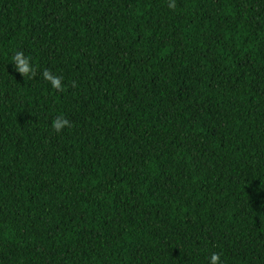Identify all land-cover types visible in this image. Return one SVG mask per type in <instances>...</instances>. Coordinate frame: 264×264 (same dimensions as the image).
<instances>
[{
	"label": "trees",
	"instance_id": "obj_1",
	"mask_svg": "<svg viewBox=\"0 0 264 264\" xmlns=\"http://www.w3.org/2000/svg\"><path fill=\"white\" fill-rule=\"evenodd\" d=\"M168 3L0 0V264H264V0Z\"/></svg>",
	"mask_w": 264,
	"mask_h": 264
},
{
	"label": "clouds",
	"instance_id": "obj_2",
	"mask_svg": "<svg viewBox=\"0 0 264 264\" xmlns=\"http://www.w3.org/2000/svg\"><path fill=\"white\" fill-rule=\"evenodd\" d=\"M168 7L174 9L176 7L175 0H169ZM12 65L16 72L23 78H35L37 75V68L33 65L29 56H26L22 50H15L11 56ZM42 78L47 81L53 89L63 93L66 91L64 84V77L53 73L50 69L45 68L40 72ZM72 122L64 116H57L52 120L51 128L56 134H60L64 129L71 128ZM221 253L213 252L209 258V264H222Z\"/></svg>",
	"mask_w": 264,
	"mask_h": 264
}]
</instances>
